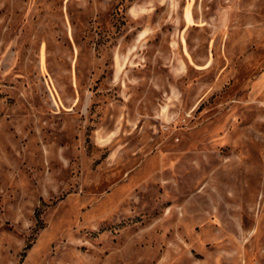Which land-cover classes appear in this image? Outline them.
I'll return each instance as SVG.
<instances>
[{"label": "rangeland", "instance_id": "1", "mask_svg": "<svg viewBox=\"0 0 264 264\" xmlns=\"http://www.w3.org/2000/svg\"><path fill=\"white\" fill-rule=\"evenodd\" d=\"M0 264H264V0H0Z\"/></svg>", "mask_w": 264, "mask_h": 264}]
</instances>
